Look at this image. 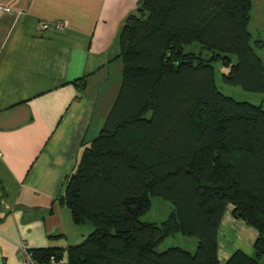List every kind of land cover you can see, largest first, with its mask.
<instances>
[{
	"label": "trees",
	"instance_id": "1",
	"mask_svg": "<svg viewBox=\"0 0 264 264\" xmlns=\"http://www.w3.org/2000/svg\"><path fill=\"white\" fill-rule=\"evenodd\" d=\"M250 9V0H141L125 17L117 96L56 198L73 225L92 230L64 254L28 250L37 262L220 264L216 231L231 205L257 236L250 256L223 264H264V111L219 92L211 66L227 69L223 84L264 93ZM193 43L197 54L183 51ZM150 197L170 205L159 224L139 220ZM174 234L192 237L193 252L155 251Z\"/></svg>",
	"mask_w": 264,
	"mask_h": 264
},
{
	"label": "crops",
	"instance_id": "2",
	"mask_svg": "<svg viewBox=\"0 0 264 264\" xmlns=\"http://www.w3.org/2000/svg\"><path fill=\"white\" fill-rule=\"evenodd\" d=\"M140 2L0 0V264H20L22 247L64 254L90 233L56 198L117 96L118 36ZM231 210L217 226L220 264L250 256L257 236Z\"/></svg>",
	"mask_w": 264,
	"mask_h": 264
},
{
	"label": "rangeland",
	"instance_id": "3",
	"mask_svg": "<svg viewBox=\"0 0 264 264\" xmlns=\"http://www.w3.org/2000/svg\"><path fill=\"white\" fill-rule=\"evenodd\" d=\"M250 13L247 24V31L250 34V44L253 47L254 53L260 58L263 65L264 76V0H250ZM260 40L263 42L261 48L253 46V41ZM184 52H192L197 54L199 46L197 44H191L183 48ZM203 55V53H202ZM230 62L234 63L235 58L230 56ZM213 82L215 87L223 95L228 96L235 101L246 102L252 105H258L264 111V93L244 91L237 86H231L223 84L220 80V75L226 72V68L221 66L219 62L211 63ZM170 209L168 202L162 200L159 197H150L149 210L140 217V221L144 223L159 224L162 222ZM80 227H88L91 231L92 228L84 224ZM195 246V240L192 237H183L179 234H174L164 239L156 248L155 251H163L170 247H177L185 251L193 252Z\"/></svg>",
	"mask_w": 264,
	"mask_h": 264
},
{
	"label": "built area",
	"instance_id": "4",
	"mask_svg": "<svg viewBox=\"0 0 264 264\" xmlns=\"http://www.w3.org/2000/svg\"><path fill=\"white\" fill-rule=\"evenodd\" d=\"M5 11H7L5 9ZM54 30H60L64 27L62 22L56 21L49 25ZM19 260L20 264H45L37 262L31 255V253L24 247L19 249ZM47 264H65L62 259L53 260L52 257L49 258V263Z\"/></svg>",
	"mask_w": 264,
	"mask_h": 264
},
{
	"label": "water",
	"instance_id": "5",
	"mask_svg": "<svg viewBox=\"0 0 264 264\" xmlns=\"http://www.w3.org/2000/svg\"><path fill=\"white\" fill-rule=\"evenodd\" d=\"M178 51V50H177Z\"/></svg>",
	"mask_w": 264,
	"mask_h": 264
}]
</instances>
